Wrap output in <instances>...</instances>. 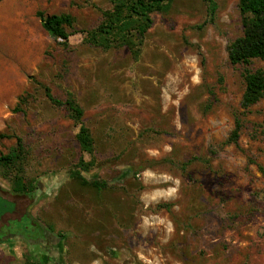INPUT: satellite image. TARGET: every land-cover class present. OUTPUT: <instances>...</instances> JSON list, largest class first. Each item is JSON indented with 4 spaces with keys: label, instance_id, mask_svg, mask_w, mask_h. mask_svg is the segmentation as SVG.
<instances>
[{
    "label": "rangeland",
    "instance_id": "rangeland-1",
    "mask_svg": "<svg viewBox=\"0 0 264 264\" xmlns=\"http://www.w3.org/2000/svg\"><path fill=\"white\" fill-rule=\"evenodd\" d=\"M211 1L213 16L173 0L136 59L84 42L104 0L0 2V155L21 138L34 187L17 197L0 173V264H264V96L240 106L243 71L264 62L229 63L238 0ZM37 12L74 18L66 46ZM44 87L82 107L92 156ZM80 159L99 188L71 178Z\"/></svg>",
    "mask_w": 264,
    "mask_h": 264
},
{
    "label": "trees",
    "instance_id": "trees-1",
    "mask_svg": "<svg viewBox=\"0 0 264 264\" xmlns=\"http://www.w3.org/2000/svg\"><path fill=\"white\" fill-rule=\"evenodd\" d=\"M3 0H0L2 2ZM110 8L102 11L100 22L90 30L81 31L84 42L102 51L126 48L134 59L141 52L146 33L153 25L155 14H166L173 0H104ZM209 13L213 16L215 4L211 0ZM237 8L241 17L242 35L230 42L226 47L227 58L231 65L248 66L253 60L264 62V0H238ZM36 17L47 35L54 40H62L66 46L70 32L74 26V18L69 14H52L44 16L37 12ZM244 90L240 106L246 111L264 96V71L262 69H245L241 75ZM45 96L50 104L65 111L69 120L77 127L76 143L81 152L92 156L94 140L83 117L84 111L74 96L68 93L64 100L55 98L49 88L44 87ZM16 112L19 108L15 109ZM242 128L241 118L235 117L234 128L227 143L236 144ZM25 151L22 139L16 138V145L7 154L0 155V173L12 178L11 193L17 197L32 193L34 187L31 181L24 179ZM94 161L84 162L82 159L76 164V170L70 173L72 179L83 185L91 184L99 188L96 182L89 183L82 176V172H89ZM26 215V214H25Z\"/></svg>",
    "mask_w": 264,
    "mask_h": 264
},
{
    "label": "flooded vegetation",
    "instance_id": "flooded-vegetation-1",
    "mask_svg": "<svg viewBox=\"0 0 264 264\" xmlns=\"http://www.w3.org/2000/svg\"><path fill=\"white\" fill-rule=\"evenodd\" d=\"M19 220H20V219H19ZM19 220H17V221H19ZM33 233H34V232H33ZM46 235H47V234H45V237H47Z\"/></svg>",
    "mask_w": 264,
    "mask_h": 264
}]
</instances>
